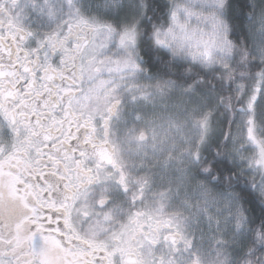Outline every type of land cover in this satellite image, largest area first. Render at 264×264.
I'll use <instances>...</instances> for the list:
<instances>
[{
    "label": "snow or ice",
    "instance_id": "1",
    "mask_svg": "<svg viewBox=\"0 0 264 264\" xmlns=\"http://www.w3.org/2000/svg\"><path fill=\"white\" fill-rule=\"evenodd\" d=\"M0 264H264V0H0Z\"/></svg>",
    "mask_w": 264,
    "mask_h": 264
}]
</instances>
